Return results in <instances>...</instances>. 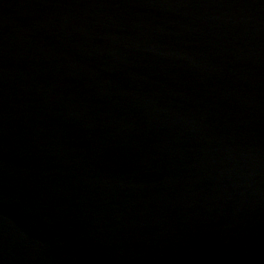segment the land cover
<instances>
[{
    "label": "water",
    "instance_id": "water-1",
    "mask_svg": "<svg viewBox=\"0 0 264 264\" xmlns=\"http://www.w3.org/2000/svg\"><path fill=\"white\" fill-rule=\"evenodd\" d=\"M0 264H264V0H0Z\"/></svg>",
    "mask_w": 264,
    "mask_h": 264
}]
</instances>
